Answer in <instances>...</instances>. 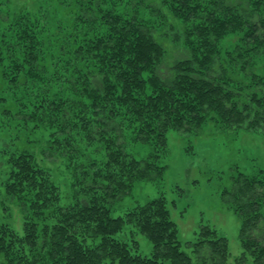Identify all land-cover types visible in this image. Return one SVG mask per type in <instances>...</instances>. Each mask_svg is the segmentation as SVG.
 <instances>
[{
  "label": "trees",
  "instance_id": "16d2710c",
  "mask_svg": "<svg viewBox=\"0 0 264 264\" xmlns=\"http://www.w3.org/2000/svg\"><path fill=\"white\" fill-rule=\"evenodd\" d=\"M75 3L81 40H62L58 51L45 44L50 30L36 14L0 18V89L41 80L47 95L37 101H48L40 110L53 130V137L14 145L8 155L2 203L20 208L23 227L19 234L0 216V264H264L261 175H232L226 191L240 219L237 255L208 224L184 245L163 197L111 213L135 182L159 179L165 169L153 153H126L117 139L124 120L137 128L138 140L161 147L169 130H198L208 119L249 129L264 123V79L248 73L264 57V0ZM232 32L239 35L235 47L223 55L220 41ZM242 72L248 81L240 80ZM81 138L101 143L107 158L97 162L86 153L75 162L77 196L63 204L44 158L67 150L78 160ZM126 226L149 240V254L132 238L117 237Z\"/></svg>",
  "mask_w": 264,
  "mask_h": 264
},
{
  "label": "rangeland",
  "instance_id": "374dc122",
  "mask_svg": "<svg viewBox=\"0 0 264 264\" xmlns=\"http://www.w3.org/2000/svg\"><path fill=\"white\" fill-rule=\"evenodd\" d=\"M20 11L36 14L48 26L50 31L45 44H55L54 50H59V42L62 40H81L79 35L84 25L78 23L75 0H0V18L4 12ZM75 33L78 37L73 36ZM238 36L232 32L220 41L223 55L234 49ZM62 57L67 58L66 55ZM64 59L61 58L60 64L64 63ZM51 62L53 60L47 55V63ZM253 63L248 73L254 71L264 79V57L255 58ZM52 68L54 67L49 66L48 70ZM61 71L65 74L64 66ZM244 74L241 73L240 80L248 81V78L243 77ZM41 85L42 81L35 79L22 86L24 89H0V216L19 234H22L23 227L22 212L15 204L2 203V181L5 178L6 161L10 150L15 148L14 145L36 141L34 139L37 138L53 137V130L48 129L42 120L49 114H41L40 110L41 105L47 107L48 101H37L45 93L40 89ZM63 85L69 84L63 81ZM31 112L36 114L34 118H31ZM123 127L121 137L117 139L122 142L126 153L137 159L153 153L156 155L157 165L165 169L159 179L135 182L128 194L111 204L112 215H122L131 207L144 203L147 198L163 197L169 206L171 218L177 225L178 238L184 245L196 236L201 225L208 224L220 236L227 238L231 255L239 254L242 250L239 240L240 219L226 191L231 190V176H236L239 172L247 176L261 175L264 178V123L257 129H249L246 126H229L219 120L208 119L198 130H169L166 133L165 147L159 146L155 140L149 143L138 140L137 128L128 121L124 120ZM80 142L83 148L78 160L72 158L67 150H62L66 152L61 155L47 154L48 157L44 158L50 178L58 186L63 204L72 202L77 196L75 162L80 161V158L84 160L86 153L97 162L107 158L106 150L100 147L101 143L82 138ZM134 234L132 235L131 227L126 226L117 237L132 238L131 241H136L134 244L142 254H149V240L141 233Z\"/></svg>",
  "mask_w": 264,
  "mask_h": 264
}]
</instances>
